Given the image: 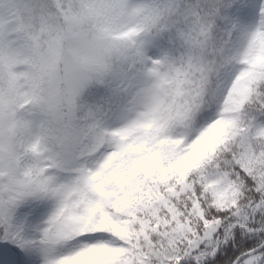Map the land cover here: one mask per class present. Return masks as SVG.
<instances>
[{"label": "snow or ice", "instance_id": "obj_1", "mask_svg": "<svg viewBox=\"0 0 264 264\" xmlns=\"http://www.w3.org/2000/svg\"><path fill=\"white\" fill-rule=\"evenodd\" d=\"M0 264H264V0H0Z\"/></svg>", "mask_w": 264, "mask_h": 264}, {"label": "clouds", "instance_id": "obj_2", "mask_svg": "<svg viewBox=\"0 0 264 264\" xmlns=\"http://www.w3.org/2000/svg\"><path fill=\"white\" fill-rule=\"evenodd\" d=\"M43 47L46 53L51 48L58 61L56 78L51 85L55 102L65 110L79 109L83 86L96 81L110 60L100 54L77 53L67 44L62 48L53 46L49 38H45Z\"/></svg>", "mask_w": 264, "mask_h": 264}, {"label": "trees", "instance_id": "obj_3", "mask_svg": "<svg viewBox=\"0 0 264 264\" xmlns=\"http://www.w3.org/2000/svg\"><path fill=\"white\" fill-rule=\"evenodd\" d=\"M112 63L114 67L111 69V71H108V74L106 75L104 79L111 80L113 82V85H115L116 77L121 75L122 69L119 64L115 63V61H113ZM102 79H103V74L101 75L100 79L96 83L91 84L92 86L86 89V93L82 94L81 96L80 106L83 107L89 104H94V103L99 102L100 97L97 96L96 93L101 88V84L99 83V81ZM83 92H85V90Z\"/></svg>", "mask_w": 264, "mask_h": 264}, {"label": "rangeland", "instance_id": "obj_4", "mask_svg": "<svg viewBox=\"0 0 264 264\" xmlns=\"http://www.w3.org/2000/svg\"><path fill=\"white\" fill-rule=\"evenodd\" d=\"M116 64H119L118 62H115ZM120 69V68H119ZM122 70H121V75L123 74V72L125 71V69H123V68H121ZM120 71V70H119ZM108 74V71H105L104 73H103V79L106 77V75ZM121 75L120 76H117L116 77V83H118L119 82V77H121ZM101 77V76H100ZM100 77L96 80V81H94L93 83H96L99 79H100ZM93 83H91V84H93ZM87 89V88H86ZM86 89H85V92H83V94L84 93H86ZM84 107V106H83ZM82 106H80L79 107V109H81V108H83Z\"/></svg>", "mask_w": 264, "mask_h": 264}]
</instances>
